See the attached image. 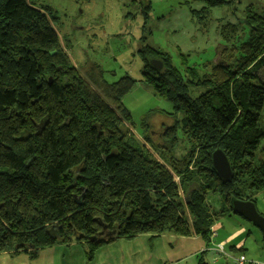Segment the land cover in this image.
Returning <instances> with one entry per match:
<instances>
[{"label":"trees","instance_id":"trees-1","mask_svg":"<svg viewBox=\"0 0 264 264\" xmlns=\"http://www.w3.org/2000/svg\"><path fill=\"white\" fill-rule=\"evenodd\" d=\"M188 1L204 3L191 12L201 22L228 4ZM143 8L147 19L151 6ZM55 19L36 0H0V254L77 243L92 261L113 241L165 233L209 245L211 226L235 214L232 199L254 203L264 192V7L247 9L241 29L221 27L225 45L208 72L182 74L168 53L138 51L141 81L183 115L188 148L179 156L174 127L160 143L127 128L122 98L136 81L108 83L97 64L81 76ZM215 150L229 161L228 181L212 168Z\"/></svg>","mask_w":264,"mask_h":264},{"label":"rangeland","instance_id":"rangeland-1","mask_svg":"<svg viewBox=\"0 0 264 264\" xmlns=\"http://www.w3.org/2000/svg\"><path fill=\"white\" fill-rule=\"evenodd\" d=\"M36 1L52 9L56 17L52 28L81 76L90 65L97 64L108 83L123 76L136 81L122 98V104L131 116L127 128L138 138L148 130L153 142L160 143L162 129L174 127L177 156L188 148L180 128L183 115L141 81L143 62L138 51L149 46L168 53L172 64L182 74L186 67H194L200 73L208 72L217 62V51L225 45L220 36L221 27L228 24L244 26L247 9L259 12L264 7V0H226L228 4L212 9L209 20L201 22V15L191 13L204 7L201 1H188V5L184 4L185 0ZM147 4L151 8L145 19L143 6ZM258 196L259 200L264 199L262 194L256 199ZM209 198L213 209L218 208V196L210 194ZM229 218L243 220L230 213L219 217L217 222L226 226ZM31 260L26 253L0 254V264H36Z\"/></svg>","mask_w":264,"mask_h":264},{"label":"crops","instance_id":"crops-1","mask_svg":"<svg viewBox=\"0 0 264 264\" xmlns=\"http://www.w3.org/2000/svg\"><path fill=\"white\" fill-rule=\"evenodd\" d=\"M261 194L264 196V192L257 195ZM257 195L254 204L264 215V199L259 200V196L256 199ZM238 217L243 220L229 218L226 226L217 222L214 225L216 237L210 236L209 245L197 235L144 234L100 247L92 261H87L83 246L77 243L55 245L26 254L36 264H198L200 259L205 264H236L234 258L238 257L264 264L262 233L243 217ZM219 243L225 254L217 250Z\"/></svg>","mask_w":264,"mask_h":264},{"label":"water","instance_id":"water-1","mask_svg":"<svg viewBox=\"0 0 264 264\" xmlns=\"http://www.w3.org/2000/svg\"><path fill=\"white\" fill-rule=\"evenodd\" d=\"M151 63L157 70L161 69L160 62L154 60ZM212 168L221 181L231 179L232 170L229 161L220 150H215L212 154ZM231 208L235 214L254 224L264 237V217L257 211L253 202L232 199Z\"/></svg>","mask_w":264,"mask_h":264},{"label":"built area","instance_id":"built-area-1","mask_svg":"<svg viewBox=\"0 0 264 264\" xmlns=\"http://www.w3.org/2000/svg\"><path fill=\"white\" fill-rule=\"evenodd\" d=\"M210 231L212 238L216 237V228L214 226H211ZM217 250L220 251L221 253H224L222 244H217ZM234 262L236 264H263L256 261L248 260L244 257L234 258Z\"/></svg>","mask_w":264,"mask_h":264},{"label":"flooded vegetation","instance_id":"flooded-vegetation-1","mask_svg":"<svg viewBox=\"0 0 264 264\" xmlns=\"http://www.w3.org/2000/svg\"><path fill=\"white\" fill-rule=\"evenodd\" d=\"M210 236H211V231H210ZM212 237V236H211ZM220 244V243H219ZM224 250V249H223ZM221 253V252H220Z\"/></svg>","mask_w":264,"mask_h":264}]
</instances>
